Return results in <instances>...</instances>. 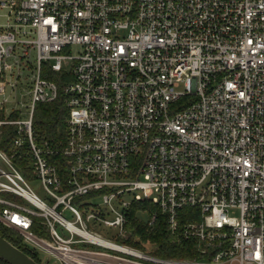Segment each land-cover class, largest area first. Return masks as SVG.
<instances>
[{"label":"built area","instance_id":"obj_1","mask_svg":"<svg viewBox=\"0 0 264 264\" xmlns=\"http://www.w3.org/2000/svg\"><path fill=\"white\" fill-rule=\"evenodd\" d=\"M74 45L78 53L65 52ZM45 66L71 76L67 136L57 143H40L34 130L37 105L60 95ZM19 93L30 98L24 112ZM7 127L0 224L41 256L264 264V0H0V139ZM23 156L44 197L15 163ZM142 200L195 242L199 258L123 242L128 209ZM94 226L116 233L104 238Z\"/></svg>","mask_w":264,"mask_h":264},{"label":"trees","instance_id":"obj_2","mask_svg":"<svg viewBox=\"0 0 264 264\" xmlns=\"http://www.w3.org/2000/svg\"><path fill=\"white\" fill-rule=\"evenodd\" d=\"M43 76L57 82L60 88V95L54 102L37 105L34 115V130L40 143L44 140L57 143L60 139L66 140L67 136L66 122L69 116V108L66 102L67 96L64 93V86L66 81L71 79V76L69 73L66 74L65 72H53L46 66L44 67ZM12 129L13 127H7L5 129L6 135L0 139V149L6 152L12 151L10 145L13 134ZM15 163L22 169L28 179H33L30 172L31 166L28 157H17ZM61 171H64L63 167L61 168ZM143 209L148 211L149 216L153 213L156 214V220L153 224H148L147 221L138 216L139 212ZM192 212L193 210L189 208L182 210V222H184ZM127 216L128 221L126 229L129 232V236L123 241L124 243L136 248L150 250L153 254L164 258H199L195 242L193 240L184 239L179 235L170 232L166 216L149 201H133L128 209ZM33 230L37 234L43 235L44 232L39 223V219L34 221ZM0 235L30 255L38 263L42 264V256L40 253L30 249L23 242V239L18 232L0 224ZM178 239H180V241H178ZM0 264L8 263L0 259Z\"/></svg>","mask_w":264,"mask_h":264},{"label":"rangeland","instance_id":"obj_3","mask_svg":"<svg viewBox=\"0 0 264 264\" xmlns=\"http://www.w3.org/2000/svg\"><path fill=\"white\" fill-rule=\"evenodd\" d=\"M80 47L77 46V45H74V46H69L67 49H66V53H71V54H76L78 53ZM65 68H67L68 70L71 71V68H72V61L69 63V64H66L65 65ZM18 101H20V109H22V111L24 112L25 111V104L23 106L22 103H28L30 101V98L29 96H27L25 99H21L20 97V93H19V98H18ZM14 105V104H13ZM31 187L33 188V190L41 197H44V195L46 194L45 190L43 189L41 183L38 181V180H32L31 181ZM132 196L133 195H127L125 197V199H128V200H131L132 199ZM64 216L70 220H72V215L69 211H65L64 212ZM138 216L143 219V220H147V215L145 213H139ZM57 228L58 230L64 235V236H69V233L62 229V227L60 225H57ZM96 230H98V232H100L101 236L104 237V238H109V239H112V236L114 233H116V230H114L113 228L111 227H92ZM120 242V241H118ZM79 246H87L89 248H95V249H102L101 247L99 246H95V245H91V244H77ZM50 255H48L47 253H43L42 254V257L46 258ZM50 258V264H61L58 260H56L54 257H49Z\"/></svg>","mask_w":264,"mask_h":264},{"label":"water","instance_id":"obj_4","mask_svg":"<svg viewBox=\"0 0 264 264\" xmlns=\"http://www.w3.org/2000/svg\"><path fill=\"white\" fill-rule=\"evenodd\" d=\"M0 259L8 264H40L30 255L0 235Z\"/></svg>","mask_w":264,"mask_h":264}]
</instances>
